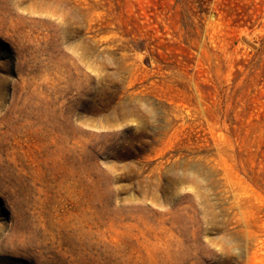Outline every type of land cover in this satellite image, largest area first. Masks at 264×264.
Masks as SVG:
<instances>
[{"label":"rangeland","instance_id":"rangeland-1","mask_svg":"<svg viewBox=\"0 0 264 264\" xmlns=\"http://www.w3.org/2000/svg\"><path fill=\"white\" fill-rule=\"evenodd\" d=\"M0 264H264V0H0Z\"/></svg>","mask_w":264,"mask_h":264}]
</instances>
